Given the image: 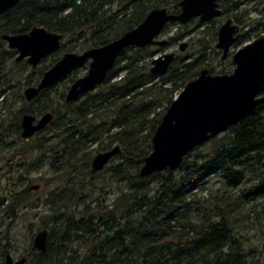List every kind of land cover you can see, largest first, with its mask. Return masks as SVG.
<instances>
[{
	"label": "trees",
	"instance_id": "16d2710c",
	"mask_svg": "<svg viewBox=\"0 0 264 264\" xmlns=\"http://www.w3.org/2000/svg\"><path fill=\"white\" fill-rule=\"evenodd\" d=\"M179 1L31 0L26 23L64 37L84 35L90 47L99 46L139 24L154 7L178 11ZM252 2L263 1L221 0L223 13L243 26L251 24L236 45L264 33L263 15H250ZM187 33L171 34L169 44L178 43ZM68 49L72 48L62 42L53 54ZM16 53L0 40V98L7 109L6 87H11L15 72L8 62ZM154 55L152 45H129L95 89L73 101L61 92L58 100L63 109L54 106V83L25 101L15 120L5 125L6 119H0L1 151H11L15 143L8 139L13 133L20 136L24 113H36L33 102H38V112H53L42 129L49 134L28 137L27 150L43 149L46 158L31 161L20 173L15 165L19 155L4 162L2 157L0 167L6 182L0 211L12 221L25 207L45 205L51 213L52 224L44 227L47 247L31 248L32 264H264V102L190 150L177 167L142 176L139 171L153 149L157 125L176 94L202 68L196 58L176 59L167 73L155 74L148 68ZM60 57L33 68L26 83L37 82ZM116 144L121 150L93 171L95 152ZM43 163L55 183L38 193L29 174ZM109 185L122 186L111 200ZM254 228L261 237L250 233ZM8 251L6 246L0 250L2 264Z\"/></svg>",
	"mask_w": 264,
	"mask_h": 264
},
{
	"label": "water",
	"instance_id": "95a60500",
	"mask_svg": "<svg viewBox=\"0 0 264 264\" xmlns=\"http://www.w3.org/2000/svg\"><path fill=\"white\" fill-rule=\"evenodd\" d=\"M14 2L10 0V4ZM179 4V12H172L164 6L152 8L139 24L107 43L89 47L82 52L66 51L43 72L36 85L25 89L27 99L31 100L44 88L88 63L87 72L77 77L66 93L68 101L76 100L81 94L103 83L120 53L129 45L167 44L166 38L157 37L169 22L185 23L195 16L207 20L221 13L219 0H180ZM237 29L238 25L232 24L230 18L219 29L217 46L224 49L225 56L238 37L234 36ZM5 37L11 47L19 50L16 59L27 57L33 66H37L45 57L61 48L64 35L36 25L29 32L5 34ZM185 46L184 42L182 49ZM174 58L175 53L172 51L154 56L151 71L156 74L167 73ZM233 59L236 67L231 73L213 74L203 68L175 96L157 125L152 138L153 149L144 158L140 175H149L166 167H177L190 150L226 131L264 102V35L240 47ZM52 118L53 112L50 110L40 117L34 113H24L22 135L32 136L46 127ZM120 150V145L116 144L109 150L98 152L93 159L92 170L102 169ZM39 186L33 185L34 188ZM47 239L48 229L38 230L32 247L46 249ZM27 260L25 255L15 259L10 252L6 254V264H26Z\"/></svg>",
	"mask_w": 264,
	"mask_h": 264
},
{
	"label": "rangeland",
	"instance_id": "374dc122",
	"mask_svg": "<svg viewBox=\"0 0 264 264\" xmlns=\"http://www.w3.org/2000/svg\"><path fill=\"white\" fill-rule=\"evenodd\" d=\"M263 2H252L249 4L250 7V15L252 17H259L263 15L264 20V0ZM253 4V5H252ZM118 5V4H117ZM257 6V7H256ZM228 15H222L220 17L214 18L212 21L213 23H219L223 20H225ZM212 23V24H213ZM179 23H172L169 24V29L167 31H164L159 35V38H168L171 34H175L177 31H187V29L192 28L193 26L197 25V22H191L186 26H182V28H179ZM208 25L211 24H205L202 26H198L197 29L192 30L190 33L188 32L187 35L180 39L179 41H189L188 49L181 50L179 48V41L178 43L170 44L169 46H161L158 47L160 50L156 52L157 55H160L161 53L165 51H171L176 50L180 56H185L187 53L192 52L193 55H199V54H205L208 53L210 59L208 62L205 63L206 66H209L213 72H217L219 70H222L224 68L230 69L234 66L232 56H228L226 58L222 57V50L218 47H215L217 42V35L213 34L210 31H206L205 28L208 27ZM251 24L244 26V30H247L250 27ZM165 29V28H164ZM204 29V30H203ZM242 30V28H241ZM243 31V30H242ZM254 36V35H253ZM252 36V39H253ZM249 40H246V42ZM63 42H65L68 45V49L71 51L76 52H82L85 49L89 48L90 44L85 39V36L78 35L74 37H64ZM245 42V41H244ZM237 46H233L232 50L235 49ZM155 49H157L156 46H154ZM65 50H62L57 53H52L47 58L45 57V60H42L40 64H38L35 67H43L49 65L55 58L62 56L65 52ZM16 55L14 56L13 60H10L8 62L9 65L14 67V71L12 72V80H11V87H6L7 92L6 96L8 98L7 102L8 105H10V109L5 108L3 105V100L0 98V119L4 117L6 119V123H9V120L13 121L16 119V113L17 110H19L21 107L25 106V101H27L25 95H24V89L29 84L26 83V77L28 74L32 73L33 67L27 60H24L21 65H16L15 60ZM151 59H148V68L152 65ZM208 64V65H207ZM212 65V66H211ZM89 68V64H85L81 67H78L74 70V73L72 72L71 76H68L59 82H57L51 92L52 95H55L56 99L54 100V106L59 107L63 109V102L59 101V96L61 92H64L66 94L68 88L75 80L74 78H77L87 72ZM39 71V70H38ZM69 74V75H70ZM123 73H120V76H122ZM9 76V75H8ZM10 77V76H9ZM39 79V78H38ZM35 84V83H32ZM31 84V85H32ZM3 97V96H2ZM38 102H33L31 104V107L36 109V115L41 116L43 112L37 111ZM22 120V116H21ZM2 127L0 126V131ZM44 134H49L47 130H42L37 134L32 135L33 138L37 137V135L42 136ZM10 143H15L14 146H12L11 151L9 148H6V150H3V146L0 145V167L2 165V157L3 162L6 159H13L16 157V155L21 156V160L17 163L15 162V165L17 168H19L18 173L25 172V169L29 166L30 162L33 160L38 159L40 156L43 157V160L46 158L43 149H35V150H27V147L30 145V139L23 137L20 132V136L17 133H13V135L8 139ZM96 144H94L95 146ZM48 153V152H47ZM51 153V152H50ZM97 153V151L95 152ZM40 163V162H39ZM42 164V162H41ZM20 166V167H19ZM15 167V168H16ZM18 170V169H17ZM17 173V174H18ZM30 178H32V184H39V188H36L34 191H38V193L45 192L49 187H51L55 183V179H53V174L51 172V169L47 164L42 165V167L38 170H33L29 174ZM0 174V198L5 196L4 186L6 184L5 179L2 178ZM57 178V177H56ZM216 184H220V180H216ZM122 186L117 185H109L106 187V189L111 190V193L109 194V200H111L116 193L120 191ZM8 200H6L7 202ZM52 224L51 221V213L49 212L48 208L45 205H42L41 207H25L20 210L19 216L16 220L12 221L11 217L4 214L3 211H0V250L3 246H6L14 258H19L23 255H28V261L26 264H32L31 257L29 255V251L32 248L34 235L39 229H42L44 227H47ZM264 229V226H263ZM251 234L256 233L257 235L262 236L261 232L258 231L256 228L251 229ZM33 236V237H32ZM261 241H263L261 239ZM260 242V241H258ZM1 257V256H0ZM5 258V256H4ZM261 263H264V256L261 260ZM0 264L1 258H0Z\"/></svg>",
	"mask_w": 264,
	"mask_h": 264
},
{
	"label": "flooded vegetation",
	"instance_id": "af4514ba",
	"mask_svg": "<svg viewBox=\"0 0 264 264\" xmlns=\"http://www.w3.org/2000/svg\"><path fill=\"white\" fill-rule=\"evenodd\" d=\"M30 1L31 0H15V2L14 3H12V4H10V0H0V40L2 41V42H4V44L5 45H7L9 48H13V49H16L17 50V53H16V57H17V55H18V53H19V50L17 49V48H15V47H11L10 46V44H9V41H8V39L5 37V34H10V35H13V34H19V33H26V32H29L34 26H36V25H33V26H30L29 24H27L26 23V17L28 16V14H29V10L27 9L28 8V5L30 4ZM180 2V1H179ZM219 3H220V5H219V8L221 9V13L219 14V15H217V16H215V17H213V18H211V19H207V20H202L201 18H200V16H195V17H193V18H191L190 20H188L187 22H185V23H182V22H179V21H172V23H179V24H186V25H188L189 23H191L192 21L193 22H197V25H195V26H193L192 28H189V29H187V31L190 33L192 30H195V29H197L198 28V26H202V25H207V24H211V25H208V27L207 28H205V30L207 31H210V32H212L213 34H215V35H217V42H218V35H219V29H220V27H221V25L224 23V22H226L229 18L230 19H232V24H237L238 25V29L234 32V36H238L237 38H236V40H235V42L232 44V46L230 47V49H229V51H228V53H227V55L225 56L224 55V49L222 48V47H218L217 46V42H216V45H215V47H218L219 49H221L222 50V57L223 58H226V57H228V56H232V60H233V63H234V66L233 67H231L230 69V72H224V73H231L234 69H235V67H236V62L234 61V59H233V55H234V53L240 48V47H242V46H244L246 43H248V42H250V41H252V40H254V39H256V38H258V37H260V36H262V35H264V33L263 34H261L260 36H258V37H256V38H253V39H249V41H245V42H243L242 44H240V45H236L235 43H236V41H237V39L240 37V35L242 34V32L244 31V26L242 25V24H239L236 20H235V18L233 17V16H229V17H227L225 20H223V21H221V22H219V23H213L212 21L214 20V18H216V17H220V16H222V15H225L226 13H223V9H222V6H221V0H219ZM179 6H180V4H179ZM181 10V6H180V9L178 10V11H175V10H172V12H179ZM227 15V14H226ZM170 23V22H169ZM168 23V24H169ZM213 23V24H212ZM37 26H42V25H37ZM241 28H242V30H241ZM164 30V29H163ZM204 30V29H203ZM163 32V31H162ZM64 35V34H63ZM64 38V37H63ZM157 38H159V36L157 37ZM161 39V38H160ZM167 39V44H164V45H159V44H149V45H152V46H156L157 47V49H156V52L158 51V50H160L158 47H161V46H169L170 44H169V42H170V37H169V39L168 38H166ZM62 42H63V40H62ZM186 43V46H185V48H183L182 49V44L183 43ZM188 46H189V41H185V40H183V41H179V48L181 49V50H186V49H188ZM233 46H237L235 49H233L232 50V47ZM172 52H174L175 53V58H174V60H173V62H175L176 61V59H178V60H187V61H190V60H192V59H195V60H197L200 64H202V68L200 69V72L202 71V69L203 68H207L211 73H213V74H223V73H220V72H213L212 70H211V68L209 67V66H206L205 65V63L206 62H208V60L210 59V57L211 56H209V54L208 53H206V55L203 53V54H199V55H193V53L192 52H190V53H187V55H185V56H180L179 54H178V52L176 51V50H171ZM166 52V51H165ZM164 53V52H163ZM162 54V53H161ZM154 56H157V54L156 55H154ZM153 56V57H154ZM16 57H15V59H16ZM17 61H24V60H27V62H29L28 61V59H27V57H24V58H22V59H20V60H18V59H16ZM151 62H152V59H151ZM172 62V63H173ZM30 63V62H29ZM171 63V64H172ZM31 64V63H30ZM40 64V63H39ZM170 64V65H171ZM32 65V64H31ZM208 65V64H207ZM33 66V65H32ZM152 66V65H151ZM151 66H150V70H151ZM212 66V65H211ZM33 67H35V66H33ZM200 72H199V74H200ZM154 73V72H153ZM156 74V73H155ZM198 74V75H199ZM42 77V76H41ZM40 77V78H41ZM40 78H39V80H40ZM196 78V77H195ZM39 80L37 81V82H35V84H32V85H36L38 82H39ZM31 84H29L28 86H30ZM28 86H26L25 87V89L28 87ZM25 89H24V95H25V97H26V94H25ZM69 89V88H68ZM95 89V88H94ZM68 91V90H67ZM181 91V90H180ZM179 91V92H180ZM178 92V93H179ZM67 93V92H66ZM177 93V94H178ZM85 93H83V94H81L78 98H80L81 96H83ZM176 94V95H177ZM26 99H27V97H26ZM33 99V98H32ZM28 100V99H27ZM38 117H40V116H38ZM22 118H23V116H22ZM21 126H22V120H21ZM45 128V127H44ZM22 130H23V126H22V129H21V134H22ZM42 130V129H41ZM40 131V130H39ZM38 132V131H37ZM36 133V132H35ZM34 133V134H35ZM33 134V135H34ZM23 136V135H22ZM24 137V136H23ZM29 137H31V136H29ZM26 138H28V137H26ZM109 150V149H108ZM101 151H105V150H101ZM100 152V151H99ZM98 153V152H97ZM96 153V154H97ZM8 253V252H7ZM6 253V254H7ZM6 254H5V261H4V264H6ZM24 256V255H23ZM14 257V256H13ZM21 257V256H20ZM28 258V257H27ZM17 259V258H16ZM28 261V260H27ZM27 263V262H26Z\"/></svg>",
	"mask_w": 264,
	"mask_h": 264
}]
</instances>
